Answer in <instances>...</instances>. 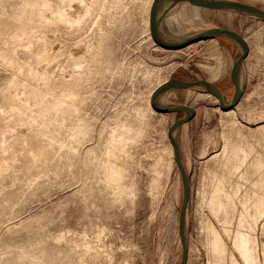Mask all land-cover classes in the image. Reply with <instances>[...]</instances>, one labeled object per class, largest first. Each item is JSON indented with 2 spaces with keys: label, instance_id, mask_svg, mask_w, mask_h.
<instances>
[{
  "label": "rangeland",
  "instance_id": "1",
  "mask_svg": "<svg viewBox=\"0 0 264 264\" xmlns=\"http://www.w3.org/2000/svg\"><path fill=\"white\" fill-rule=\"evenodd\" d=\"M27 1L0 0V264H181L183 186L167 150L183 114L155 111L152 95L169 77L208 81L229 101L239 48L222 39L159 47L154 0H37L50 4L48 19L71 2L91 12L79 24L29 15L22 27L14 16ZM234 1L264 10V0ZM174 10L166 17L187 33L229 29L249 47L237 107L223 111L196 89L172 90L165 104L196 110L177 132L191 187L188 264H264V21L203 9L202 21L186 22ZM59 100L67 105L55 110ZM217 187L224 208L213 214Z\"/></svg>",
  "mask_w": 264,
  "mask_h": 264
},
{
  "label": "water",
  "instance_id": "2",
  "mask_svg": "<svg viewBox=\"0 0 264 264\" xmlns=\"http://www.w3.org/2000/svg\"><path fill=\"white\" fill-rule=\"evenodd\" d=\"M188 4L193 7L204 8L216 11H228L235 14L244 15L264 21V10L256 6L244 4L234 0H154L151 15H150V32L154 42L165 50H181L192 44L209 41L213 39L227 40L235 44L240 51V55L234 62V94L227 101L224 93L220 88L208 81L198 80L188 82L184 80L173 79L161 85L152 95V106L159 113H182L184 116L178 119L170 127L168 136L174 150V158L178 169L181 173L183 186V202L179 216V230L182 245L181 264H188L189 248L186 237V217L189 206L191 187L187 176V172L181 157L180 146L177 139V132L182 125L190 122L196 116V110L187 105H165L160 102L161 98L172 90H200L206 92L215 98L220 103L223 111H231L238 106L244 95V62L249 53V47L240 34L218 27L204 28L199 31L186 33L181 36L166 35L163 31V23L166 16L177 6Z\"/></svg>",
  "mask_w": 264,
  "mask_h": 264
},
{
  "label": "bare ground",
  "instance_id": "3",
  "mask_svg": "<svg viewBox=\"0 0 264 264\" xmlns=\"http://www.w3.org/2000/svg\"><path fill=\"white\" fill-rule=\"evenodd\" d=\"M74 1H76V0H74ZM74 1H73V3H74ZM79 1V0H78ZM77 2V1H76ZM78 3V2H77ZM81 4H76V6H74L75 4H73L72 5V2H71V4H70V9H72V11L71 10H60V11H58L57 13H56V15H55V17L54 18H51V19H48V17H47V15L46 14H48V12L50 11V8H51V6H50V4L48 3V2H43L42 4H40L37 0H29V1H27L25 4H24V7H23V9L19 12V13H16L15 14V16H14V18H15V20H17L20 24H21V26L23 27V24H25L26 25V23H25V21H26V19H28L27 17H30L29 15H32V16H37V17H39V19H43V20H45V21H48V20H52V21H54V23H55V21L56 22H61V23H68V24H79V23H81L88 15H89V13L91 12L90 11V8L89 7H87V6H85V5H82V3L83 2H80ZM72 5V6H71ZM73 6H74V10H73ZM204 8H198V7H193V6H189L188 4H183V5H180V6H178L177 8H175V10H174V12L176 11V10H179V15H180V17L182 18V19H184L186 22L190 19V18H193L194 19V21H196V22H200V21H202V10H203ZM207 10H209V9H207ZM173 11V10H172ZM172 11H171V13H172ZM219 12H223V11H219ZM54 13V12H53ZM53 15V14H52ZM173 15V14H172ZM50 18V17H49ZM174 17H166L165 18V20H164V23H163V31H164V33L166 34V35H171V36H181V35H184V34H186L187 32L186 31H188V27H180L179 25H177V23H175L176 21H175V19H173ZM32 19V18H31ZM178 19V18H177ZM29 20V19H28ZM30 23H31V21H29ZM188 22H190V21H188ZM192 22V21H191ZM20 24H19V26H20ZM199 24V23H198ZM198 24H191V29H195V28H197L198 27ZM29 25V24H28ZM31 27H32V25H31ZM19 28V27H18ZM30 28V27H29ZM28 28V29H29ZM199 28V27H198ZM21 28H19V30H20ZM18 30V31H19ZM22 30V29H21ZM20 30V31H21ZM25 30V29H24ZM32 30H33V28H32ZM30 32H31V30H30ZM34 32V31H33ZM191 32V31H190ZM19 33H21V32H19ZM18 33V34H19ZM23 33V32H22ZM22 33L21 34H19L20 36L22 35ZM29 33V32H28ZM28 33H26L25 32V35L26 34H28ZM32 33V32H31ZM189 33V32H188ZM17 34V33H16ZM18 34H17V36H18ZM34 34V33H33ZM23 36V35H22ZM29 36V35H28ZM31 36V35H30ZM36 37V36H35ZM12 38H14V35H13V37ZM21 38H24V36L23 37H21ZM27 38V37H26ZM31 38V37H30ZM16 39V38H15ZM20 39V38H19ZM29 39V38H28ZM21 40V39H20ZM35 39L33 38V39H31L30 40V42H29V40H28V42L29 43H31L32 41H34ZM40 40V39H39ZM16 42H17V39H16ZM28 42L26 41V43L28 44ZM200 43H202V42H200ZM15 44V43H14ZM20 44V43H19ZM25 44V43H24ZM26 44V45H27ZM26 45H24L25 47H26ZM23 46V47H24ZM21 47V46H20ZM6 52V51H5ZM10 52H12V51H10ZM8 54V53H7ZM11 54V53H10ZM6 55V54H5ZM43 57H45V56H43ZM42 57V58H43ZM10 58H11V56H10ZM44 59V61L47 59V56H46V58H43ZM50 59V58H49ZM46 61H49V60H46ZM9 62V61H8ZM12 63H13V61H11ZM17 62V61H16ZM43 74V73H42ZM40 75V74H39ZM38 75V76H39ZM46 77H47V74L45 75ZM42 77H44V76H41V78H39L40 80L42 79ZM45 77V78H46ZM45 78H43V79H45ZM42 79V80H43ZM48 79V78H47ZM170 79H169V77L168 78H166V80H164V82L161 84V85H163V84H165L167 81H169ZM48 80H46L45 79V82H47ZM14 83V82H13ZM11 84V83H10ZM14 85V84H13ZM160 85V86H161ZM35 89V88H34ZM39 91H37V92H40V89H38ZM32 91H33V88H32ZM34 92H35V90H34ZM33 92V93H34ZM47 92V91H46ZM41 93V92H40ZM48 93V92H47ZM43 94V93H42ZM42 94H40L41 95V99H43V96L44 95H42ZM36 95V98H37V95H38V93L37 94H35ZM210 95V94H209ZM38 97H39V95H38ZM175 97V93H172V92H168V93H166L162 98H161V100H160V102L161 103H163V104H167V103H169L173 98ZM212 97V96H211ZM35 98V99H36ZM40 98V97H39ZM13 100H15L14 98H12ZM38 99V98H37ZM41 99H40V101H41ZM60 99V98H59ZM61 99H63V98H61ZM213 99H215V98H213ZM65 101H66V99H64ZM218 101V100H217ZM38 102H39V99H38ZM54 102H55V100H54ZM18 103V102H17ZM40 103H43V100H42V102H39L38 104H39V106H40ZM56 103H57V101H56ZM56 103H54V105L56 104ZM67 103V102H66ZM65 102H63V100H59V104L57 103V105L55 106V107H58V108H55V110L56 109H59V105H60V108H61V105L62 104H66ZM69 103V102H68ZM43 105V104H42ZM67 105V104H66ZM47 106V105H46ZM50 106V105H49ZM63 106V105H62ZM17 107H20L19 105L17 106ZM16 107V108H17ZM42 108H43V106H41ZM23 108V107H22ZM48 108V110L49 109H51V108H53V106L51 105V108L50 107H47ZM18 109V108H17ZM16 109V110H17ZM20 109V108H19ZM45 109V108H44ZM70 109V110H69ZM69 109H68V111L70 112H72V111H74L75 110V108L73 107V106H69ZM21 110V109H20ZM40 110H41V108H40ZM47 110V109H46ZM46 110H43V112L44 111H46ZM52 110H54V108L52 109ZM51 111V110H50ZM40 113H42V112H40ZM45 113V112H44ZM50 113V112H49ZM47 114V113H46ZM48 115V114H47ZM42 116H44V115H42ZM45 117V116H44ZM236 124V123H235ZM257 133H263L264 132V125H260L259 127H258V129H257V131H256ZM168 155H169V158H170V160L169 161H173V158H174V150H173V146L170 144V147H168ZM215 159V158H214ZM217 160V159H216ZM160 162H158V164H159ZM161 164H163V162H161ZM160 165V164H159ZM168 166H169V164H168ZM161 167H158V168H156L155 169V175H157L158 177H161L162 176V172L163 171H161V169H160ZM163 168V167H162ZM220 175V174H219ZM215 179V178H214ZM159 181H161L160 179H159ZM162 183H160V185H161ZM159 185V186H160ZM214 185V184H213ZM215 186V185H214ZM216 187V186H215ZM215 187H213V188H215ZM161 188V187H160ZM163 189V188H162ZM161 190V189H160ZM218 196H219V189H218V187L215 189V192H214V195H213V197L210 199V200H207V202L209 203V205L212 207V212H213V214H215V212H214V210H217V213L218 212H222V210H223V208H224V205H223V203H222V200L220 201L219 200V198H218ZM213 223L211 222V223H208V225H207V230H208V233L211 235V237H214L215 238V242L214 243H212V250H214V251H216L217 249H218V247H220V249H222V241H221V236L220 235H218V233H217V231L218 230H215L216 229V227L215 226H213L212 225ZM215 227V228H214ZM206 230V231H207ZM246 233V232H245ZM243 235V234H242ZM209 236V235H208ZM218 238H220V241H218ZM242 239V238H241ZM244 240V239H243ZM247 242V241H246ZM220 251V250H219ZM243 258V257H242Z\"/></svg>",
  "mask_w": 264,
  "mask_h": 264
},
{
  "label": "flooded vegetation",
  "instance_id": "4",
  "mask_svg": "<svg viewBox=\"0 0 264 264\" xmlns=\"http://www.w3.org/2000/svg\"><path fill=\"white\" fill-rule=\"evenodd\" d=\"M222 91V90H221ZM184 116V115H183ZM183 116H181V118L183 117Z\"/></svg>",
  "mask_w": 264,
  "mask_h": 264
}]
</instances>
